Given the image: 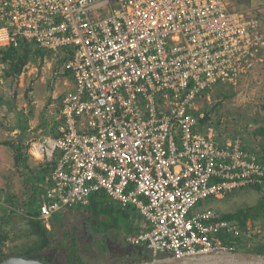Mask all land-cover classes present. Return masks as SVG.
<instances>
[{"label": "built area", "instance_id": "built-area-1", "mask_svg": "<svg viewBox=\"0 0 264 264\" xmlns=\"http://www.w3.org/2000/svg\"><path fill=\"white\" fill-rule=\"evenodd\" d=\"M227 0H0V49L21 42L66 53L68 89L56 136L33 148L55 163L36 199L54 214L104 192L140 213L138 258L185 260L243 253L261 230L226 219L206 199L264 191V165L239 138L196 114L218 84L236 85L264 61L258 19ZM162 255V256H161Z\"/></svg>", "mask_w": 264, "mask_h": 264}, {"label": "rangeland", "instance_id": "rangeland-1", "mask_svg": "<svg viewBox=\"0 0 264 264\" xmlns=\"http://www.w3.org/2000/svg\"><path fill=\"white\" fill-rule=\"evenodd\" d=\"M227 1L230 10L243 11L258 19L264 31V0ZM33 49L38 50L36 46ZM1 58L0 260L20 256L38 258L49 264H70L71 261L73 264H131L128 256L131 252L122 250L128 249L126 220L120 218L119 226L106 230L102 221L99 226L94 224L87 207H75L54 214L49 220L51 234L46 236L38 220L28 212L34 189L40 186L37 175L45 164L40 162L41 158L34 157L33 146L43 137L57 134L63 94L70 89L65 84L69 76L63 69L66 53H32L17 77L6 76L8 66ZM196 106V114L208 116L221 137L241 139L246 150L264 165V61L236 85L214 87L197 100ZM20 116L27 120L23 124L27 129L25 134L16 129ZM19 145L25 146V160L21 163L16 161ZM263 201L264 191L244 187L221 200L210 197L196 209L211 207L226 216L249 211ZM113 204L120 207L116 202ZM126 212L134 222L141 217L134 207ZM102 220L105 222L107 218ZM253 220L261 235L242 252L264 256V207Z\"/></svg>", "mask_w": 264, "mask_h": 264}, {"label": "trees", "instance_id": "trees-1", "mask_svg": "<svg viewBox=\"0 0 264 264\" xmlns=\"http://www.w3.org/2000/svg\"><path fill=\"white\" fill-rule=\"evenodd\" d=\"M33 46L34 45L28 44L26 42H21L19 47H14L12 45L11 47H8L7 49H0V57H2L1 60L3 61V63L7 64V66H8V69L5 72L7 77L20 76L22 74L24 68L28 64L32 53L34 54L35 52H37L38 54H42V55L45 53H48V52L41 50V49H38V48H37L38 50H34ZM222 86H226V85L225 84H222V85L218 84V85H216L215 88L222 87ZM210 91L211 90L205 91L203 93V96H206L207 93H209ZM209 120H210L209 117L206 116L202 120V122L206 123ZM26 122H27V120L24 117H22V116L19 117L16 129L20 130V133L25 134L27 132L26 127L23 126V124H26ZM24 147H25L24 145H19L18 147H16L17 152H18L16 161L18 163H21L25 160ZM54 166H55V163L44 164V166L41 167V171L37 175V176H39V178L37 180L39 183L38 185H40V186L35 187L34 197L27 205L28 212L34 217L39 216L38 206L36 204V199L38 198L39 195H41L43 193L45 179L48 176V174L51 172V169ZM41 184H42V186H41ZM257 189L261 190L260 187H258ZM113 203L114 202L112 201V199L109 198L106 195V193H104V192L96 193L91 198V203H90L89 207H87L89 209L87 212L92 215V218L94 220L95 225L99 226L101 221H102L101 225L104 226V228L106 230H110V229L112 230L117 225L119 226L120 225L119 224L120 218L126 220L127 224L125 225V228L127 229V235H126V239H127L128 236L132 235L135 231V227H134L135 222L131 220V217L129 216V214H127L126 210L121 209V207H119V208L115 207ZM263 207H264V201L262 203H260L259 205H257L256 207H254L253 209H250L249 211H241V212H239L237 214H233V215H226V216L223 215V217L226 219H242V218L243 219H248V218L255 219L258 216L259 212L262 211ZM103 217L107 218V220L105 222H104V220H102ZM110 221H113V223H110ZM36 222H37L38 226L41 227V230H42L44 235L49 236L51 234L50 230H48L42 224V222H40V221H36ZM126 242H127V240H126ZM127 244H128V242H127ZM122 250H129V252H131L130 255H128L130 257L131 261H134L135 258L138 257L136 248L132 247L129 244H128V249L123 248ZM4 260H0V262H2ZM128 262H129V260H128ZM73 263L74 262H72V261L70 262V264H73Z\"/></svg>", "mask_w": 264, "mask_h": 264}, {"label": "water", "instance_id": "water-1", "mask_svg": "<svg viewBox=\"0 0 264 264\" xmlns=\"http://www.w3.org/2000/svg\"><path fill=\"white\" fill-rule=\"evenodd\" d=\"M137 250V249H136ZM0 264H49L38 258L10 257ZM141 264H264V256L246 253H217L214 255L190 258L185 260L164 259L152 260Z\"/></svg>", "mask_w": 264, "mask_h": 264}, {"label": "bare ground", "instance_id": "bare-ground-1", "mask_svg": "<svg viewBox=\"0 0 264 264\" xmlns=\"http://www.w3.org/2000/svg\"><path fill=\"white\" fill-rule=\"evenodd\" d=\"M32 153H35V155L38 157V158H41V156L38 154V152L36 151V149H34V152Z\"/></svg>", "mask_w": 264, "mask_h": 264}, {"label": "crops", "instance_id": "crops-1", "mask_svg": "<svg viewBox=\"0 0 264 264\" xmlns=\"http://www.w3.org/2000/svg\"><path fill=\"white\" fill-rule=\"evenodd\" d=\"M32 152H34V151H32ZM33 155H34V157H37L36 155H35V153H32ZM40 162H44L42 159H40Z\"/></svg>", "mask_w": 264, "mask_h": 264}, {"label": "flooded vegetation", "instance_id": "flooded-vegetation-1", "mask_svg": "<svg viewBox=\"0 0 264 264\" xmlns=\"http://www.w3.org/2000/svg\"><path fill=\"white\" fill-rule=\"evenodd\" d=\"M138 258V257H137ZM137 258H135V260L137 259ZM131 261V260H130Z\"/></svg>", "mask_w": 264, "mask_h": 264}]
</instances>
